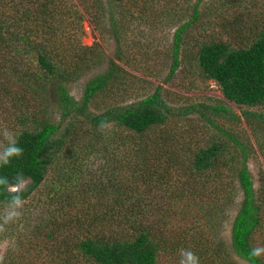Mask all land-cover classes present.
I'll return each mask as SVG.
<instances>
[{
	"label": "trees",
	"instance_id": "16d2710c",
	"mask_svg": "<svg viewBox=\"0 0 264 264\" xmlns=\"http://www.w3.org/2000/svg\"><path fill=\"white\" fill-rule=\"evenodd\" d=\"M27 1L22 5L19 0L12 4L0 0V112H5L10 127L7 136L0 138V144L4 142L0 152L12 140L23 149L8 164H0V205H14L15 193L9 185L18 183L17 176L29 180L20 193L23 200L36 193L41 183L46 187L56 208L48 207L50 216L42 239L37 240L40 252L47 254L51 264H180L185 249L194 252L200 264H238L233 257L264 264V252L252 255L254 249H264V243L253 242L262 225L264 192L255 189L247 165L252 156L251 134L264 154L259 135L264 131V11L252 18L259 24L249 28L243 45L212 35L197 44L192 57L186 54L184 61L194 62L198 75L213 80L224 99L238 109L207 102L178 108L185 120L196 114L211 126L213 136L205 138L188 124L176 122L166 128L172 108L161 85L136 102L111 103L92 111L90 105L100 104L96 109L103 105L99 101L109 81L116 84L128 75L136 77L117 63L128 64L127 60L119 53L104 55L96 41L81 45L85 15L79 9L61 17L59 0ZM129 1L143 13L152 0ZM81 2L94 27L103 31L108 22L118 40L114 10L122 7L110 3L105 9L102 3L101 8V0ZM200 2H191L184 13L189 18L175 29L168 78L181 64L182 33L203 17ZM173 11L177 9L163 7L151 19L169 20ZM242 16L237 13L224 26L237 32ZM68 18L76 33L65 30ZM104 60L106 67L87 81L77 103L67 83ZM52 90L60 112L58 122L49 106ZM221 119L232 126L225 127ZM240 121L248 135L234 127ZM97 144L102 166L91 172L86 163ZM239 191L228 247L222 230ZM172 205H179L193 219L185 227H176L174 235L169 234L171 219L164 220L166 207ZM16 226L13 220L4 224V234ZM30 249L18 257L6 250L5 257L28 264Z\"/></svg>",
	"mask_w": 264,
	"mask_h": 264
},
{
	"label": "rangeland",
	"instance_id": "374dc122",
	"mask_svg": "<svg viewBox=\"0 0 264 264\" xmlns=\"http://www.w3.org/2000/svg\"><path fill=\"white\" fill-rule=\"evenodd\" d=\"M7 2L15 3L18 0H6ZM45 1V0H42ZM82 0H59V5L63 9L61 17L66 16L71 12V9H79L81 13L85 15V18L81 20L83 35L81 38V45H91L93 42H97L101 50L104 51V55L109 56L119 53L125 57L128 64H124L117 60V63L128 72L132 73L136 77L129 76L124 79L121 78V82L118 81L114 84V81H109L106 92L101 95L100 101L103 105L99 109H96L99 105H90V109L102 110V107L114 104H125L136 102L144 95L150 94L154 91L157 85H161L163 94L168 102V106L172 109V113L166 124V128L170 129L174 123H184L195 129L201 137L210 138L213 130L211 126L203 120L197 118V115L189 114L188 120L178 114V108L194 104L197 102L207 103H225L238 111L234 104H230L224 99L217 84L210 79H204L203 76L198 75V70L195 68V63L188 64L184 61L187 55L192 57L197 52V44L207 41L208 38L218 36L222 40H227L232 45H243L245 40L249 39V28H255L259 22L256 21L258 17H261L264 11V0H201L199 8L203 13L196 23L188 27L183 33L181 38V64L177 70L174 71L173 76L168 78L167 73L170 70V55L172 54L173 35L177 26L183 21L189 18L187 13L190 9V4L194 0H152L147 3L148 11L138 10L135 6L130 4L129 0H101L105 9H108L113 3L114 6L119 5L121 9H115L114 15H116V29L119 34V39L115 37V33L112 29H108V22L106 23L103 31H99L94 27L93 22L89 15L83 9ZM8 2V3H9ZM27 0H19L22 5L27 4ZM118 7V6H117ZM145 7V6H144ZM175 7L177 12L173 11L169 17V20L151 19L154 12H157L161 8ZM99 16L102 20V10L98 8ZM243 13L242 17H239V30L234 32L230 27H225L227 20H233V16ZM122 14L123 16H120ZM180 15L177 19V15ZM73 15V14H72ZM106 17V14H104ZM160 17V16H158ZM154 18V17H153ZM255 18V19H252ZM151 19V20H149ZM65 20V19H64ZM69 18L66 23V31H70L72 34L74 25L69 26ZM108 21V19L106 18ZM149 20V21H148ZM212 22V25H208L205 22ZM256 24V25H254ZM108 25V26H107ZM79 35V31H78ZM77 35V36H78ZM67 36V34H66ZM77 39V38H76ZM75 41V40H74ZM243 41V42H242ZM78 43V42H76ZM187 54V55H186ZM150 56V58H149ZM146 61L148 62L146 64ZM106 60H104L99 66L76 78L74 81H69L67 86L69 92L73 95L74 99L78 103L83 94L84 87L87 81L100 73L106 67ZM149 72V75H144L145 72ZM140 77V78H137ZM55 90V89H54ZM49 106L52 109L51 114L53 120L58 122L60 117L59 107L56 101V95L52 90ZM175 108V109H174ZM5 112H0V138L6 137L5 132L9 133L10 127H8V120L4 116ZM187 117V118H188ZM225 127L232 126L231 122L224 119L219 120ZM11 124V122H10ZM240 133L250 132L246 125L240 121L234 126ZM186 134L188 133L185 132ZM126 137L130 139L129 134L126 133ZM262 142L264 143V131L259 132ZM252 142L251 157H248L247 165L251 172L253 184L255 189L261 188L264 192V154L261 152L257 142L253 138V134L250 135ZM203 140V139H202ZM4 142L0 144L2 147ZM73 145V144H72ZM70 145L69 150H73L74 147ZM119 157V154L117 155ZM103 154L99 148V144L92 150L89 159H87V166L91 172H94L102 166ZM73 161V159H72ZM90 176V175H89ZM88 177V176H87ZM25 187L29 183V180H24ZM48 182V180L46 181ZM47 189L41 183L37 187V192L31 193L26 199L23 200L22 208H15L14 205H0V224H3L4 218L8 211H19L21 215L15 218L13 222L17 225L14 231L8 234H4L3 230H0V264H17L16 260L11 257H5L8 251H12L17 257L22 253L24 249L31 248L30 254L25 259V263L28 264H51L47 254L43 251L40 252L41 242L37 240L42 239L43 226L50 216L48 213V207L54 210L56 200L48 196L45 192ZM261 191V192H262ZM45 192V193H44ZM41 194L40 199L37 201V196ZM241 199V191L236 194V205L230 209L228 214V220L224 223L222 234L228 244L230 245V224L237 209V204ZM45 206L41 208V206ZM48 205V206H47ZM166 205V204H165ZM165 205H162L165 206ZM161 207V208H162ZM179 205L167 206L165 212L167 216L164 220L171 219V223L168 226L170 235L175 234V230L180 227H185L191 221H193L190 215L185 216L181 212ZM263 218L262 225L258 228L253 237V242L263 245L264 243V208L262 210ZM157 216H160L157 213ZM44 221V222H43ZM43 223V224H42ZM177 227V228H176ZM75 235V231L72 236ZM40 243V244H39ZM38 246L39 248L34 246ZM7 250V253H6ZM26 254V253H25ZM24 254V255H25ZM238 264H248L240 258L233 257Z\"/></svg>",
	"mask_w": 264,
	"mask_h": 264
},
{
	"label": "clouds",
	"instance_id": "9594fccd",
	"mask_svg": "<svg viewBox=\"0 0 264 264\" xmlns=\"http://www.w3.org/2000/svg\"><path fill=\"white\" fill-rule=\"evenodd\" d=\"M5 135L7 136V132H5ZM22 152L23 149L17 147L15 141L12 140L10 142V146L6 147L2 152H0V164H8L10 162L11 157L19 156L22 154ZM16 180L18 181V183L9 185V191L15 193V195L12 197L14 207L22 208L23 199L20 193L25 187V182L22 176H17ZM20 215L21 213L19 211H8L7 215L4 218V224H8L10 221L14 220L15 218H18ZM4 224H0V230H3ZM261 252H264V249L256 248L253 250L252 255L258 256L261 254ZM180 256V264H200L199 257L191 250H181ZM0 259H2V257H0Z\"/></svg>",
	"mask_w": 264,
	"mask_h": 264
}]
</instances>
